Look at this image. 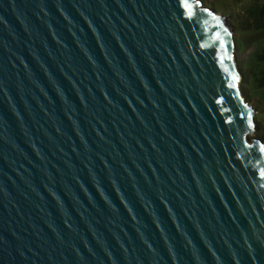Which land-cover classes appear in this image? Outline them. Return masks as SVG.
Instances as JSON below:
<instances>
[{
	"label": "water",
	"instance_id": "water-1",
	"mask_svg": "<svg viewBox=\"0 0 264 264\" xmlns=\"http://www.w3.org/2000/svg\"><path fill=\"white\" fill-rule=\"evenodd\" d=\"M187 3L0 0V264H264L252 109Z\"/></svg>",
	"mask_w": 264,
	"mask_h": 264
},
{
	"label": "rangeland",
	"instance_id": "rangeland-1",
	"mask_svg": "<svg viewBox=\"0 0 264 264\" xmlns=\"http://www.w3.org/2000/svg\"><path fill=\"white\" fill-rule=\"evenodd\" d=\"M260 0H201L202 5L215 10L223 21V27L233 46L232 63L240 75L237 87L244 102L252 109L253 128L247 134L249 140L264 144V83L259 84L262 64L254 55L264 47L262 33L254 30L248 8ZM239 41L240 46L236 42Z\"/></svg>",
	"mask_w": 264,
	"mask_h": 264
},
{
	"label": "trees",
	"instance_id": "trees-1",
	"mask_svg": "<svg viewBox=\"0 0 264 264\" xmlns=\"http://www.w3.org/2000/svg\"><path fill=\"white\" fill-rule=\"evenodd\" d=\"M247 12L251 18V23L255 28L254 30L261 32L264 38V0L252 4ZM236 44L237 46H240L239 41H237ZM254 58L256 62L262 64L258 76L259 84L262 85L264 83V47L254 55Z\"/></svg>",
	"mask_w": 264,
	"mask_h": 264
},
{
	"label": "snow or ice",
	"instance_id": "snow-or-ice-1",
	"mask_svg": "<svg viewBox=\"0 0 264 264\" xmlns=\"http://www.w3.org/2000/svg\"><path fill=\"white\" fill-rule=\"evenodd\" d=\"M185 7H186L187 9H189V12H191V6L187 3V0H185ZM205 11H207V10H205ZM213 18L215 19V17H213ZM216 38L219 39L218 36H217ZM250 117H251V113H249V126L251 127L252 124H251V119H250ZM259 150H260V152H261L262 154H264V144L259 145ZM260 175H261L262 177H264V170H261Z\"/></svg>",
	"mask_w": 264,
	"mask_h": 264
},
{
	"label": "bare ground",
	"instance_id": "bare-ground-1",
	"mask_svg": "<svg viewBox=\"0 0 264 264\" xmlns=\"http://www.w3.org/2000/svg\"><path fill=\"white\" fill-rule=\"evenodd\" d=\"M224 31L226 32V29L224 28Z\"/></svg>",
	"mask_w": 264,
	"mask_h": 264
}]
</instances>
